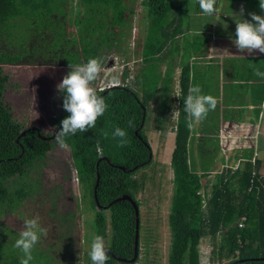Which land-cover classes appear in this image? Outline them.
<instances>
[{
  "label": "trees",
  "instance_id": "16d2710c",
  "mask_svg": "<svg viewBox=\"0 0 264 264\" xmlns=\"http://www.w3.org/2000/svg\"><path fill=\"white\" fill-rule=\"evenodd\" d=\"M126 1L0 0V201L9 207L26 195L27 184L20 183L16 190L8 192L6 182L23 179L31 165L46 158L56 141L50 139L51 133L44 135L39 128L15 119L10 107L3 102L10 82L4 66L37 63L62 68L66 75L71 70L70 62L84 64L113 47L118 49L124 33L122 26L128 23L133 11V7L126 6ZM224 1L230 4L242 1L247 6L252 0ZM73 2L77 8L73 17L77 29L75 42L68 43L64 22ZM141 3L148 21L141 38L138 58L142 63L138 72L133 80L125 81L127 74L124 73L120 84L102 89L96 86L97 95L109 106L107 111L97 119L94 129L64 138L84 198L90 195L89 205L95 210L91 223L93 234L103 236L109 250L106 264H137L143 254L141 264H149V247L142 239L141 219L138 256L134 261L125 260L133 257L134 207L128 199L114 200L127 194L140 206L136 194L142 188V181L134 174L152 162V149L144 126L150 117V105L155 102V117L156 113L164 115L163 111L167 114L177 107V117L171 126L174 135L169 157L172 177L167 264H200V245L204 240L212 247L208 264L223 260L227 261L224 264H264V179L257 171L252 176V163L246 161L244 167L216 172L210 190H207L202 179L213 169L199 159L201 173L198 172L197 161L191 155L195 132L194 128H187V114L183 111L184 98L197 70L188 66L190 61L199 59L194 56L184 58L178 66L179 74L171 75L174 70L169 67L172 64L169 59L173 49L171 44L189 31L193 24L185 26L186 22L201 12L198 0H142ZM78 7H82V11ZM196 46L193 54L207 53L208 48ZM175 78L179 84L177 95L171 89ZM63 96L57 90L60 109L51 121L57 131L60 122L69 115L63 109ZM129 119H134L135 127L127 126ZM117 126L127 131L130 145L121 148L118 138H112ZM105 132L107 139L102 135ZM242 216L244 220L239 226ZM6 252V249H0V264H5L2 258ZM254 258L256 260H252ZM9 260L7 258V264H12Z\"/></svg>",
  "mask_w": 264,
  "mask_h": 264
},
{
  "label": "rangeland",
  "instance_id": "374dc122",
  "mask_svg": "<svg viewBox=\"0 0 264 264\" xmlns=\"http://www.w3.org/2000/svg\"><path fill=\"white\" fill-rule=\"evenodd\" d=\"M141 1H126V6L133 7L130 20L122 26L124 33L120 38L119 48L113 47L99 55V60L104 63L97 82L91 85L93 88L97 86L98 89H102L120 84L124 73L127 74L125 81L133 80L138 72L142 63L138 58L141 38L148 21ZM75 4L76 2H73L70 5L64 22L68 43L75 42L76 37L77 24L73 21L77 12ZM78 8L82 11V7ZM200 17L203 23L211 18L206 15ZM190 30L194 32L197 29ZM186 34L184 37L189 40V33ZM4 68L10 82L4 93L3 102L10 107L15 119L25 125L39 128L41 133L42 129H47L49 131L47 134L51 133L50 139L55 140L57 128L53 127L51 121L60 109L56 87L57 82L60 83L65 76L66 70L37 63L5 65ZM171 88L174 95H177L179 91L177 80H173ZM155 107L156 102L150 105V117L144 126L152 149V162L139 168L134 177L142 181V188L137 192L136 199L140 202L142 239L149 247V264H167L170 242L168 206L172 177L169 157L173 148V138L165 132L171 129L175 120L171 118L172 114L162 117L156 113L155 117ZM204 123V132L192 142L190 152L196 161L200 159L201 163L214 170L219 166L217 160L223 159L217 155V152L221 153V149L214 111L208 113ZM160 127L162 129H159ZM207 155L212 158L208 159ZM31 166L23 179L6 182L8 192L16 190L18 187L16 185L20 183L27 184L26 195L21 201L14 202L12 207L0 201V249L7 251L2 258L3 263L7 264L8 258L12 260V264H20L22 253L14 247L15 241L23 229L24 220L38 216L40 225L48 229V235L41 236L34 247L33 260L30 264H92L89 251L92 241L90 238L94 236L91 223L95 217V210L89 205L90 195L84 198L69 148L62 149L55 142L54 148L46 154V158ZM211 249L208 240L201 242L199 258L201 264H208ZM143 255H140L141 259L137 264L142 263ZM226 262L215 261L214 264Z\"/></svg>",
  "mask_w": 264,
  "mask_h": 264
},
{
  "label": "crops",
  "instance_id": "0c3cea01",
  "mask_svg": "<svg viewBox=\"0 0 264 264\" xmlns=\"http://www.w3.org/2000/svg\"><path fill=\"white\" fill-rule=\"evenodd\" d=\"M242 5L245 10L243 18L250 19L248 14L251 12L264 16L259 8V0H252L247 6L242 1L227 4L224 0H217L219 15H213L203 23L200 16L204 14L200 12L186 22L185 26L193 24L190 28L197 30L193 32L189 28V40L184 37L187 34H183L171 44L173 49L169 59L172 64L169 67H173L171 75L175 77L180 72L178 66H181L184 58H198V61H190L188 66L191 70L193 67L197 69L191 84L199 85L201 94L212 95L217 99L214 112L221 149V153L217 152V155L223 159L217 160L219 166L211 173L233 171L236 167H244L245 162L250 161L251 175L255 176L257 171L258 176L264 179V78L254 75L257 69L264 72V54L249 55L246 51L241 53L233 43L235 20L240 19L238 15ZM200 45L208 48L207 53L193 54L194 47ZM173 110L174 108L167 114L163 111L164 115L161 116L166 117ZM175 110L177 111V107ZM211 113L213 111L209 112ZM204 125V120L194 124V141L203 134ZM165 133L173 138L174 132L171 129ZM198 170L201 173L200 166ZM213 177L214 175H208L202 179L207 184L208 191ZM252 184L253 177L249 186L252 187Z\"/></svg>",
  "mask_w": 264,
  "mask_h": 264
},
{
  "label": "clouds",
  "instance_id": "9594fccd",
  "mask_svg": "<svg viewBox=\"0 0 264 264\" xmlns=\"http://www.w3.org/2000/svg\"><path fill=\"white\" fill-rule=\"evenodd\" d=\"M202 14L206 16L219 15L220 9L216 6L217 0H198ZM259 8L264 12V0H259ZM244 8L241 6L239 17L235 20L236 31L233 39L235 47L239 52L264 54V16L251 12L250 19L243 18ZM71 69L57 85V90L64 94L63 109L69 115L60 122L59 130L55 132V141L62 149H67L69 145L65 137L74 136L78 132L84 133L96 127L97 119L104 115L108 109V104L102 96H98L91 86L96 81L102 71V64L99 58H90L84 64H72ZM254 75L264 78V72L258 69ZM112 86V85H111ZM217 106V99L212 95L201 94L199 85L190 84L188 94L184 98L183 111L186 115V126L189 130L194 124L206 119L210 111H214ZM174 107L171 118H175ZM128 127H135L134 119L127 121ZM44 135L49 132L47 129L41 130ZM103 138H108V133L102 134ZM113 139L118 138V146L123 148L130 145L127 131L119 126L115 127L111 134ZM97 149L100 144L97 141ZM76 173V170H75ZM77 178V173H76ZM78 180V178H77ZM48 229L39 223V217L25 219L23 229L19 233V238L15 241L14 247L22 253L20 264H30L33 260V249L37 245L41 236H47ZM89 256L92 264H106L109 259L105 246L104 237L94 235L92 237Z\"/></svg>",
  "mask_w": 264,
  "mask_h": 264
},
{
  "label": "water",
  "instance_id": "95a60500",
  "mask_svg": "<svg viewBox=\"0 0 264 264\" xmlns=\"http://www.w3.org/2000/svg\"><path fill=\"white\" fill-rule=\"evenodd\" d=\"M103 159L107 160L106 158H103ZM100 160L101 159L98 160V162L96 164L97 166H98ZM98 182H99V173H97V181H96V185H95V199L96 200H97ZM118 199H128L132 203V205L134 207V214H135V236H134L133 257H132V259H125L127 261H134L137 258V256H138V244H139L138 228H139V220H140V217H139V214H140L139 207L136 204L135 200L132 199V197L130 195L124 194L120 198L115 199L114 201H116ZM107 251L109 252L108 249H107ZM261 259H263V258H261ZM252 260H256V259L254 258Z\"/></svg>",
  "mask_w": 264,
  "mask_h": 264
},
{
  "label": "built area",
  "instance_id": "2783aa9c",
  "mask_svg": "<svg viewBox=\"0 0 264 264\" xmlns=\"http://www.w3.org/2000/svg\"><path fill=\"white\" fill-rule=\"evenodd\" d=\"M244 220V217L242 216V217H240V219H239V223H238V225L239 226H241L242 225V221ZM200 264H201V262H200Z\"/></svg>",
  "mask_w": 264,
  "mask_h": 264
}]
</instances>
